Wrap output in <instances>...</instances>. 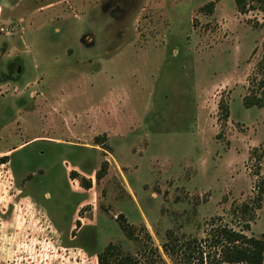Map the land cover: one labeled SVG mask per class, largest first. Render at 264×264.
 Instances as JSON below:
<instances>
[{"label": "rangeland", "instance_id": "obj_1", "mask_svg": "<svg viewBox=\"0 0 264 264\" xmlns=\"http://www.w3.org/2000/svg\"><path fill=\"white\" fill-rule=\"evenodd\" d=\"M210 1L0 0V264H97L108 244L188 264L180 245L246 221L264 240V195L238 209L264 180V107L242 103L264 15Z\"/></svg>", "mask_w": 264, "mask_h": 264}, {"label": "trees", "instance_id": "obj_2", "mask_svg": "<svg viewBox=\"0 0 264 264\" xmlns=\"http://www.w3.org/2000/svg\"><path fill=\"white\" fill-rule=\"evenodd\" d=\"M220 0H212L205 4L201 11L212 13L216 3ZM235 7L240 14H247L250 11L258 10L264 12V0H234ZM257 5V7L255 6ZM264 49V45H263ZM256 70L259 80L254 94L245 95L242 103L245 108H263L264 107V53L256 64ZM218 108L221 118L226 121L229 118V111L220 101ZM98 138H95L97 141ZM6 156L1 161H6ZM100 177L101 172L96 174ZM256 198L251 205L243 204L238 209L242 214L252 213L250 220L254 217V211L260 208L264 195V180L259 182ZM89 188L90 184L87 183ZM120 227L122 231L129 234L130 227L124 221L123 216L119 215ZM212 226V225H211ZM249 222L238 230L226 226L213 227L207 233L205 239L187 240L179 248L186 263L191 264H264V240L253 236H247L244 231L249 230ZM208 248V251H204ZM97 264H141L131 255H123L113 244H108L105 249L96 254Z\"/></svg>", "mask_w": 264, "mask_h": 264}, {"label": "crops", "instance_id": "obj_3", "mask_svg": "<svg viewBox=\"0 0 264 264\" xmlns=\"http://www.w3.org/2000/svg\"><path fill=\"white\" fill-rule=\"evenodd\" d=\"M1 9V8H0ZM0 13H1V10H0ZM259 13L261 14V15H264V12H262V11H259ZM0 18H1V15H0ZM258 21H259V23H262L263 25H264V16H258ZM262 28V29H261ZM258 31H260V33L262 32H264V30H263V27H261ZM261 33V35L260 36H263V42H264V35ZM260 39L261 38H259L258 40L260 41ZM259 45H260V43H258ZM258 45V46H259ZM199 98H196V105H195V111H196V118H195V120H194V126H193V128H191L193 131H195L196 133H204V132H208V130H207V127L204 125V123L203 124H200V122H199V116L200 115H203V110H202V108H200V107H202V106H200V104H199ZM198 115V116H197ZM204 126V127H203ZM102 133H106L105 131H101ZM108 133V132H107ZM203 138H204V135H203ZM26 144V143H25ZM25 144H23V145H25ZM23 145H20V146H18L14 151H16V150H18V149H20Z\"/></svg>", "mask_w": 264, "mask_h": 264}]
</instances>
